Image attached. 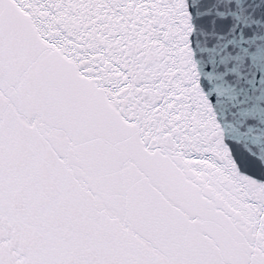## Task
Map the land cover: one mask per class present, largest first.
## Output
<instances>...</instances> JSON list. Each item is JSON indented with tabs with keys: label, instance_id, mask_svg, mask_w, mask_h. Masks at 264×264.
Wrapping results in <instances>:
<instances>
[{
	"label": "snow or ice",
	"instance_id": "obj_1",
	"mask_svg": "<svg viewBox=\"0 0 264 264\" xmlns=\"http://www.w3.org/2000/svg\"><path fill=\"white\" fill-rule=\"evenodd\" d=\"M0 264H264V0H0Z\"/></svg>",
	"mask_w": 264,
	"mask_h": 264
}]
</instances>
